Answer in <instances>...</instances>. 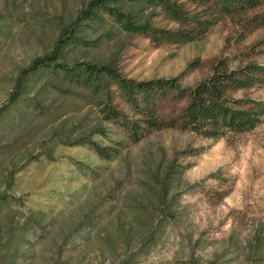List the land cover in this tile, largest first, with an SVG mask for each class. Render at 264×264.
<instances>
[{"label":"rangeland","instance_id":"rangeland-1","mask_svg":"<svg viewBox=\"0 0 264 264\" xmlns=\"http://www.w3.org/2000/svg\"><path fill=\"white\" fill-rule=\"evenodd\" d=\"M87 1L0 0V108L19 72L33 58L50 52L55 31L50 23L73 20ZM167 1L170 10L157 4L144 5L145 10L131 6L140 8L152 28L180 31L184 37L154 41L144 33L131 34L102 11L104 22L87 32V41L68 49L67 61L103 62L114 55L126 79L172 78L180 88L206 78L222 61L230 68L264 65V17L262 22L252 20L264 15V0L238 13L223 11L217 0ZM121 8L128 12V7ZM29 79L35 89L42 87L41 106L32 109L30 103L37 99L31 92L17 102L16 112L7 114L9 121L0 123V196L10 201L0 211V222L8 218L5 214L19 225L30 213L43 214L42 231L36 237L27 235L16 264L120 261L126 245L113 234L118 220L128 221L134 211L136 166L148 155L159 159L160 154L165 163L183 170L184 214L180 228L170 226L136 264H264L263 111L246 132L208 137L180 126L188 98L167 90L154 102L162 118L178 123L156 130L142 123L115 81L103 85L101 103L74 112V103L82 104L80 92L63 85L54 70L39 71ZM231 95L264 102V72L257 83ZM60 106L73 111L64 123L51 115ZM109 107L116 115H109ZM32 111L33 120L26 122ZM2 114L0 120L6 116ZM21 117L23 124L18 123ZM133 122L139 126L136 133ZM94 124H101V131H95ZM92 143L110 157L99 156ZM127 162L130 173L124 170ZM84 215L96 223L89 230L79 224Z\"/></svg>","mask_w":264,"mask_h":264},{"label":"trees","instance_id":"trees-1","mask_svg":"<svg viewBox=\"0 0 264 264\" xmlns=\"http://www.w3.org/2000/svg\"><path fill=\"white\" fill-rule=\"evenodd\" d=\"M260 2L261 0H217L223 11L236 13L251 9ZM133 3L138 4L142 10L146 9L143 6L147 4L162 5L170 10L167 0H88L73 20L63 25L60 22H51L50 24L55 26V31L51 38L50 52L33 58L28 66L19 72L7 103L0 108V117L3 112L6 114L0 123L8 122L9 116L19 109L15 107L17 102L21 98L25 101L31 92L37 99L30 103L32 109L41 106L42 87L35 89V85L30 84L29 76H36L37 72L48 69L55 71L63 85L79 90L80 93L77 95L82 100V104L74 103V110H76L74 112L101 103L103 85L115 81L122 90L124 99L142 117V123L156 130L175 126L178 123L177 120L168 122L162 118L156 108L155 97L162 98L167 90H173L177 95L188 98L181 112L179 124L198 134L217 137L224 135L227 131L243 133L252 129L260 121L259 112H264V102L250 98H237L231 94L257 83L260 73L264 72V65L261 64L246 63L230 68L222 61L212 67L211 73L206 78L191 87L180 88L172 78H159L145 82L126 79L118 72L114 55L103 62L67 61L68 49L77 43L87 41L85 40V36H88L87 32L104 22L102 11L108 12L118 22L120 30L131 34L144 33L154 41L162 38L170 40L173 37H184L185 34L180 31L171 32L152 28L139 12L140 8L135 9L131 6ZM121 7H128V12L120 11ZM174 15L179 21H183L180 14L174 12ZM260 17L264 15L252 20L262 22ZM199 26L202 27V23H199ZM65 90L68 89L65 88ZM62 109H53L51 115H56V120L64 123L71 119L73 111H68V106ZM108 112L109 115H116L110 107ZM33 113L34 111H32L31 119L26 122L33 120ZM23 121L21 117L18 123L23 124ZM100 125L94 124V130L101 131ZM132 126V131L136 133L139 126H136L134 122ZM92 144L99 156L110 157L108 152L97 143ZM148 156L136 166L135 171L139 177L136 180L138 188L135 195L137 196L133 199L135 200L134 211L128 221L118 220L115 226L113 237L126 245L125 255L116 264H136L138 258L147 255L161 241L170 226L180 228L179 223L184 214V206L180 203V192L182 187L187 185L182 177L183 170L172 162L165 163L163 154L159 155V159ZM124 167V170L130 173L129 162ZM0 199H2L0 200L1 211L7 208L10 201L7 197L0 196ZM5 216L8 218L0 222V264H16L18 258L23 255L22 248L26 245L27 235L31 232V235L36 237L37 232L42 231L43 214L30 213L20 225L14 224L13 216L9 217L8 214ZM80 223L88 230L96 224L87 215H84ZM115 250V246L111 247L108 253L112 255ZM53 264L88 263L78 259L66 260L64 263L55 261Z\"/></svg>","mask_w":264,"mask_h":264}]
</instances>
